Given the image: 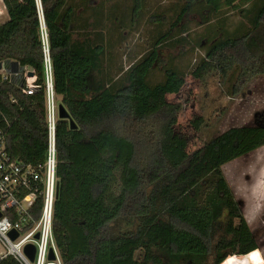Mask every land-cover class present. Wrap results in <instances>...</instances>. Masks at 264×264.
Wrapping results in <instances>:
<instances>
[{"label":"trees","instance_id":"16d2710c","mask_svg":"<svg viewBox=\"0 0 264 264\" xmlns=\"http://www.w3.org/2000/svg\"><path fill=\"white\" fill-rule=\"evenodd\" d=\"M2 1L8 18L0 24V62L33 72L39 88L27 95L18 77L10 83L0 77V126L9 123V155L37 164L48 133L36 3ZM91 1L41 0L53 92L69 114L57 116L54 128L52 229L63 264H221L254 252L257 240L222 166L263 146L264 125L230 126L191 149L175 129L182 104L167 99L180 91L186 72L168 63L162 78L151 76L164 46L187 43L188 27L178 26L187 14L206 22L240 2L247 5L246 26L215 35L190 72L197 80L217 74L238 94L264 74V0H184L173 10L177 33L158 29L125 68L114 64L113 34L142 14L145 0H132L126 21L118 2L104 9ZM191 122L198 130L203 118ZM0 264L17 262L8 257Z\"/></svg>","mask_w":264,"mask_h":264},{"label":"rangeland","instance_id":"374dc122","mask_svg":"<svg viewBox=\"0 0 264 264\" xmlns=\"http://www.w3.org/2000/svg\"><path fill=\"white\" fill-rule=\"evenodd\" d=\"M98 2L103 4L104 9L111 8L118 2V10L127 14L125 21L131 20L129 15L132 0H92L90 3L96 7L99 6ZM183 2L184 0H145L142 14L134 22L123 23L122 34L119 31L113 34L116 40L114 64H122L125 68L136 60L145 52L158 29H171V33L176 34L178 27L171 28L175 22L173 10L179 11ZM246 6L240 2L236 7L223 6L218 15L206 22L197 14H187L178 24L189 29L184 34L187 43L164 46L160 50L162 60L152 73L154 80L162 78L163 67L168 63L186 72L180 91L167 94V99L182 104L175 129L189 138L191 149L230 126L264 125V74L252 78L236 95L230 94L232 82L221 80L217 74L208 75L202 80H197L190 74L215 35L220 31L232 33L246 26V20L243 19V8ZM1 8V19L6 21L8 15L3 4ZM157 19L162 20L161 27L157 26ZM55 100L58 105L59 98L55 96ZM194 117L203 118L198 130L191 122ZM222 171L257 240L258 248L247 255L228 256L221 264H264V145L227 162L222 166Z\"/></svg>","mask_w":264,"mask_h":264},{"label":"built area","instance_id":"2783aa9c","mask_svg":"<svg viewBox=\"0 0 264 264\" xmlns=\"http://www.w3.org/2000/svg\"><path fill=\"white\" fill-rule=\"evenodd\" d=\"M34 1L43 55L47 149L44 159L37 164L12 157L5 144L9 123L5 120L6 126H0V261L10 257L17 264H63L52 229L57 193L54 128L58 105L53 92L49 38L41 0ZM1 4L2 0L0 24L3 22ZM1 63L2 82L10 83L18 77L21 91L27 95L39 88L36 76H28L29 71L25 68H13L5 62ZM11 100L15 102V99ZM12 232L16 233L15 237H12ZM27 246H31L29 251H26Z\"/></svg>","mask_w":264,"mask_h":264},{"label":"water","instance_id":"95a60500","mask_svg":"<svg viewBox=\"0 0 264 264\" xmlns=\"http://www.w3.org/2000/svg\"><path fill=\"white\" fill-rule=\"evenodd\" d=\"M1 65H2V63L0 62V68H1ZM28 75L33 76V72L29 71ZM68 116H69V114L66 111V109L64 108V106L62 104H58V117L59 118H67ZM70 126H71V128L76 127L73 120H70ZM11 235H12V237H15L16 233L12 232ZM30 249H31V246L26 247V251H29ZM50 257L52 258V255Z\"/></svg>","mask_w":264,"mask_h":264}]
</instances>
